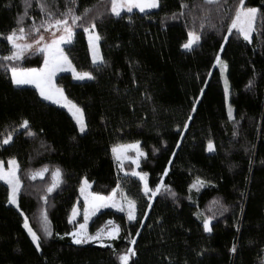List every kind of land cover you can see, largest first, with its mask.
Wrapping results in <instances>:
<instances>
[{
    "label": "trees",
    "instance_id": "16d2710c",
    "mask_svg": "<svg viewBox=\"0 0 264 264\" xmlns=\"http://www.w3.org/2000/svg\"><path fill=\"white\" fill-rule=\"evenodd\" d=\"M30 2L25 15V0H0V33L5 34L0 35V159H17L21 181L17 207L9 203V186L0 180V264H122L119 255L128 248L136 250L129 264H264L260 19L248 42L237 31H227L238 0H161L158 8L120 16L111 12V0ZM41 2L58 17L68 8L83 15L64 52L78 70L94 78L75 81L70 73L57 77L84 111L83 133L68 110L44 99L35 86L15 85L10 68H4L42 66L41 52H27L18 61L2 59L12 51L5 39L12 29L23 27L29 40L44 32L31 27L48 19ZM245 3L264 11V0ZM85 8L90 10L86 14ZM20 16L24 20L17 24ZM92 19L100 35L99 63L92 61L84 31ZM189 31L201 39L185 49ZM217 55L228 65L234 119L228 116ZM25 120L27 128L22 126ZM9 133L12 140L4 144ZM209 140L213 151L208 150ZM134 141L146 153L139 169L148 173L150 187L163 182L175 197L161 190L150 202L140 179L121 171L112 148ZM45 168L42 177L32 178L34 171ZM57 168L61 180L49 192ZM197 177L206 183L192 187ZM85 178L94 193L108 195L119 184L136 201L134 221L110 208L94 217L92 230L110 220L119 224L120 234L111 245H77L64 235L75 229L70 216ZM45 211L52 236L44 231ZM25 216L40 236V250L24 227ZM207 217L212 218V232L204 230Z\"/></svg>",
    "mask_w": 264,
    "mask_h": 264
},
{
    "label": "snow or ice",
    "instance_id": "6c2138e0",
    "mask_svg": "<svg viewBox=\"0 0 264 264\" xmlns=\"http://www.w3.org/2000/svg\"><path fill=\"white\" fill-rule=\"evenodd\" d=\"M75 0H73V3ZM209 4L219 3V0H207ZM25 15L27 14V8L31 6L30 0H25ZM161 6V0H111V12L116 16L121 15V11L126 9L128 13H131L133 9H139L140 12H144L145 9H155ZM183 7H188L187 5H182ZM39 7L47 12L48 19L44 20L40 26L38 27L35 23L31 25L33 31L39 33L40 28H47L49 30L55 28L57 31H62L63 35L58 37L55 36L51 40L50 43H44L42 46L40 44L41 41L44 40V36L40 35L39 40L36 41V51L42 52L45 54L44 59V67L43 68H19L11 65H4L5 70L10 68L11 71V80L15 85H26L33 84L36 88L39 89L40 95L44 97L46 100H53L56 103L63 102L64 106L72 112L73 116L76 118L77 123L79 125V131L81 133L85 132L87 128V124L84 120L83 109L78 105L73 103L71 100H68L67 96L64 94L63 88L57 87L53 83V77L56 76L58 72H62L64 70L70 69L75 78L77 79H85L94 78L91 72H79L76 70L75 66L72 65L71 60L68 55L64 52V49L61 47V44L65 42H71L72 36L74 35V26H76V22L83 20V15L76 14L73 8H68L64 13L60 14L58 17L54 11L51 10V6L46 4L45 2H41ZM90 10L85 8L84 13H88ZM175 15V14H174ZM260 19L261 24H264V11L261 8L247 6L245 0H238V4L235 7L234 16L231 19V23L227 28L229 34L232 33L233 30H236L241 36H243L245 41L251 42L252 33L256 30L255 25L257 19ZM131 19V17H129ZM24 20V16H20L17 20V24H21ZM69 20L72 23H69ZM83 27V24L80 25ZM203 26V25H201ZM215 27V25H212ZM97 25L95 20L92 19L89 21L88 26L84 27L85 32H90L89 36V44L92 48V59L93 62L103 61V57L100 55L98 48V41L100 40V35L98 32H95ZM19 32V35L17 34ZM0 35H5L4 33H0ZM25 37V29L23 27H19L18 29H12L6 36L5 39L11 43L12 51L9 55L2 57V59L6 61H18L22 60L25 56V53L33 48L31 43H19L18 41ZM201 39V36L196 31L188 32V39L186 43L182 45L185 49H191L192 46L197 43ZM225 41H227V37H224ZM223 51V48H221ZM216 63L221 66V71L225 72L227 70V62L223 61L219 55L216 56ZM251 83V82H250ZM229 91L227 78H225V92ZM193 112L196 111L195 107L192 109ZM228 116L232 119L233 111L231 105H229ZM191 119V116H189ZM29 125V121L25 120L23 122V127L27 128ZM187 127V125H185ZM12 140V134L9 133L4 139L3 143L8 144ZM139 141L130 145H121L114 146L112 151L117 154V160H121L123 157V151L127 148H135L137 152V156H145L144 153L139 148ZM208 150H214V144L211 140L208 141ZM138 165V160L136 161ZM11 165V168L5 170L3 166V162H0V180H5L7 184L11 188L9 203L18 204V195L21 188V181L17 176V170L19 165L17 161L13 158L8 162ZM122 167V165H121ZM47 169H43L37 171L32 174V178L35 179L37 175H43V172ZM165 174H167L165 172ZM133 176H138L140 180L144 182V193L149 195V199L156 194L164 190L168 192L170 195L175 197L176 193L171 191L169 185L163 184V182L156 185L155 189H152L148 185V173L147 172H132ZM62 176V172L59 168L56 169L54 173V183L48 188V191L51 192L55 187L60 183ZM206 181L201 180L197 177L196 182L192 185V187H197V185L203 186ZM90 187V184L87 179L84 180L81 185L80 192L84 196V223L79 224V227L76 228L72 232H67L64 235L71 236L72 240L75 244H84L88 241H97L103 242L104 237L114 238L118 236L120 231V226L115 224L114 221H108V224L104 228L97 229L95 234H89L87 230L88 221L91 216L95 215L96 212L100 210L102 207H116L120 211H127V217L129 221H134L137 219L136 216V201L134 199H130L127 196H123L122 200L126 202L127 207L125 208L124 204L117 201L115 199L116 190L114 189L110 196H104L99 193H92L87 191ZM120 185H117V189H119ZM47 197H45V200ZM214 204H219V200L213 201ZM151 207V205H149ZM77 209L73 208L72 217H70V221L75 219L77 215ZM211 217H207L204 219L203 227L206 232H212L213 228L211 226ZM44 221L45 228L44 231L47 236H52L53 233L50 228L47 227L48 217L46 211L44 212ZM24 227L28 230L32 241L35 244L37 250L41 249V239L40 236L30 227L27 216L24 217ZM57 235H59L57 233ZM139 235V233H137ZM131 244L135 245L136 240L132 239ZM232 252H236L237 248L233 245ZM136 255L135 248H128L123 254L119 255V259L122 264H129V260L132 256Z\"/></svg>",
    "mask_w": 264,
    "mask_h": 264
},
{
    "label": "rangeland",
    "instance_id": "374dc122",
    "mask_svg": "<svg viewBox=\"0 0 264 264\" xmlns=\"http://www.w3.org/2000/svg\"><path fill=\"white\" fill-rule=\"evenodd\" d=\"M134 10H138L139 11V9H133V11ZM148 10H152V9H145V11H148ZM123 12H127V10L126 9H124V10H122L121 11V14L123 13ZM69 23L71 24L72 23V21L71 20H69ZM95 32H97V30L95 29L94 30ZM233 31H236V30H233ZM232 31V32H233ZM17 34L19 35V32L17 31ZM54 34H55V36L56 37H58V36H60V35H63V32L62 31H57L55 28H53V29H51V30H49V29H47V28H44V32H42L41 34H39V36L37 37V38H34V39H32V40H29L27 37H26V35H25V37L24 38H22V39H20L18 42L19 43H31L32 45H33V48L31 49V50H29L28 52H39V51H36L35 49H36V41L37 40H39V37H40V35H43L44 36V40L43 41H41L40 42V44H41V46L44 44V43H50L51 42V40L53 39V37H54ZM74 35H75V28H74ZM74 35L72 36V39H71V42L73 41V39H74ZM86 36H87V42H88V45H89V49H90V53H91V58H92V48H91V46H90V44H89V36H90V32H86ZM252 36H253V33H252ZM70 42V43H71ZM67 44H69V42H65V43H63V44H61V47L64 49V46L65 45H67ZM196 44V43H195ZM194 44V45H195ZM10 45H11V43H10ZM98 45H99V41H98ZM193 45V46H194ZM12 46V45H11ZM98 51H99V53H100V55L102 56V52H101V49H100V45H99V48H98ZM27 53V52H26ZM40 53V52H39ZM42 53V52H41ZM43 55H44V59H45V54L43 53ZM220 57H221V55H219ZM221 59L223 60V58L221 57ZM92 61H93V59H92ZM224 61V60H223ZM72 62V61H71ZM99 62H101V61H97V62H94V63H99ZM72 65L74 66V64L72 63ZM44 67V62H43V64H42V66L41 67H39V68H43ZM215 67H219L220 68V70H221V66L219 65V64H217L216 63V60H215ZM76 68V67H75ZM76 70L77 71H79V72H88V71H80V70H78L77 68H76ZM61 73H70L71 75H72V78L75 80V81H85V80H89V79H91V78H85V79H77V78H75V76L73 75V73L71 72V70L70 69H67L66 68V70H64V71H62V72H58L57 74H56V76L55 77H53V83L57 86V87H60V88H63L62 86H60L58 83H57V77H58V75L59 74H61ZM221 77H222V82H223V85H224V89H225V78H227V70L225 71V72H222L221 71ZM227 82H228V79H227ZM26 85H31V86H35V85H33V84H26ZM36 87V86H35ZM228 87H229V83H228ZM38 89V88H37ZM39 90V89H38ZM64 90V89H63ZM64 94L66 95V93L64 92ZM67 96V95H66ZM225 96H226V101H227V105H228V107H229V105H230V89H229V91L226 93L225 92ZM44 98V97H43ZM67 98H68V100H71L68 96H67ZM48 101H50V102H52V103H54V104H56V105H58V106H61V107H63V108H65L66 110H68L69 111V109L67 108V107H65L64 106V104H63V102H61V103H56V102H54L53 100H48ZM73 103H75L73 100H71ZM76 105H78L77 103H75ZM79 106V105H78ZM80 107V106H79ZM81 108V107H80ZM69 113L73 116V114H72V112H70L69 111ZM83 114H84V111H83ZM74 117V116H73ZM75 118V117H74ZM75 120H76V118H75ZM84 120H85V115H84ZM76 122H77V120H76ZM85 123H86V120H85ZM78 124V123H77ZM78 127H79V125H78ZM87 129V128H86ZM86 131V130H85ZM135 142H137V141H134V142H128V143H122V144H118V145H115V146H121V145H130V144H134ZM140 142V141H139ZM114 147V146H113ZM139 148L145 153V151L142 149V147H141V144L139 143ZM113 149V148H112ZM113 155H114V158H115V161L117 162V164H118V166H119V168L121 169V171L124 173V174H131L132 175V172L133 171H136V172H144V171H141L140 169H139V166H140V161H141V159L144 157V156H140V157H138L137 156V152H136V149L135 148H127V149H125L124 151H123V157H126V158H122L121 160H117V154L116 153H113ZM13 158H11V159H9V160H2V159H0V162H3V166H4V168H5V170H8V169H10L11 168V165L8 163L10 160H12ZM16 161H17V159L16 158H14ZM138 160V165H137V161ZM17 163H18V161H17ZM18 165H19V163H18ZM121 165H122V167H121ZM127 166H129V168L127 167ZM126 168H128V169H130V170H127ZM43 170V169H42ZM18 171H19V168H18V170H17V176L19 177V174H18ZM38 171H40V170H38ZM35 172H37V171H34L33 173H35ZM45 172V171H44ZM44 172H43V175H44ZM32 173V174H33ZM43 175H37L35 178H39V177H42ZM135 177H137V178H139L138 176H135ZM20 179V178H19ZM86 179V178H85ZM85 179H83V182H84V180ZM140 179V178H139ZM88 180V179H87ZM147 180H148V185H149V177H147ZM1 181H4V182H6L5 180H1ZM141 181V183H142V190H143V192H144V182L142 181V180H140ZM88 182H89V184H90V187L87 189V191H89V192H92L91 191V181H89L88 180ZM7 183V182H6ZM161 183V182H160ZM83 184V183H82ZM9 186V185H8ZM149 187H150V185H149ZM81 188V187H80ZM151 188V187H150ZM21 189V188H20ZM115 190H116V196H115V199L117 200V201H119V202H121V203H123L124 204V206H125V208L127 207V205H126V202L125 201H123L122 200V197L123 196H127L128 198H130V199H133V198H131L128 194H127V192L123 189V188H120L119 187V189H117V187L115 188ZM10 192H11V188H10V186H9V196H10ZM20 193V192H19ZM92 193H94V192H92ZM112 194V192L110 193V194H108V195H104V194H101V195H104V196H110ZM157 194V193H156ZM155 194V195H156ZM148 195H152L151 193H149ZM155 195L152 197V199H150V202H152L153 201V199H154V197H155ZM18 198H19V195H18ZM10 204H12V203H10ZM12 205H15V206H17L16 204H12ZM84 196L81 194V192H80V199L77 201V203L75 204V206H74V208H76L77 209V215L75 216V219L74 220H71L72 222H74L75 223V229L76 228H78L79 227V224H81V223H84ZM108 208H110V209H114V210H117V211H119V212H122V211H120L118 208H116V207H112V206H108V207H102V208H100V210L98 211V212H96V214L95 215H93V216H91L90 217V219H89V221H88V225H87V230H88V233L89 234H95V232L97 231V230H92L91 229V223H92V221H93V219H94V217L100 212V211H102V210H104V209H108ZM123 213H125L126 214V216H127V211H123ZM72 214H73V210H72V212H71V216L70 217H72ZM136 216H137V206H136ZM127 219H128V217H127ZM111 221H113V220H111ZM115 222V221H114ZM108 223H106L105 225H103L102 227H100V228H104L106 225H107ZM115 224H117V225H119L117 222H115ZM30 225V224H29ZM30 227H31V225H30ZM99 228V229H100ZM26 229V228H25ZM74 229V230H75ZM73 230V231H74ZM26 231H27V233H28V230L26 229ZM29 234V233H28ZM119 234H120V231H119ZM119 234H118V236H119ZM30 235V234H29ZM118 236H116V237H118ZM31 237V236H30ZM116 237H114V238H116ZM114 238H110V237H104V239H103V242H97V241H88L87 243H84V244H98V245H111L112 244V242H113V240H114ZM32 239V238H31Z\"/></svg>",
    "mask_w": 264,
    "mask_h": 264
},
{
    "label": "crops",
    "instance_id": "0c3cea01",
    "mask_svg": "<svg viewBox=\"0 0 264 264\" xmlns=\"http://www.w3.org/2000/svg\"><path fill=\"white\" fill-rule=\"evenodd\" d=\"M19 86H24V85H19Z\"/></svg>",
    "mask_w": 264,
    "mask_h": 264
}]
</instances>
